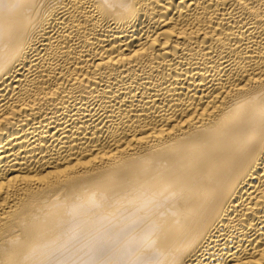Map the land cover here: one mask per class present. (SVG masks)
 <instances>
[{"label": "bare ground", "instance_id": "6f19581e", "mask_svg": "<svg viewBox=\"0 0 264 264\" xmlns=\"http://www.w3.org/2000/svg\"><path fill=\"white\" fill-rule=\"evenodd\" d=\"M0 264H264V0H0Z\"/></svg>", "mask_w": 264, "mask_h": 264}]
</instances>
